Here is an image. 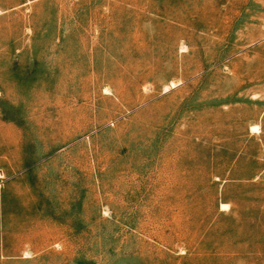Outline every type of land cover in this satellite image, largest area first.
Listing matches in <instances>:
<instances>
[{
	"label": "rangeland",
	"instance_id": "rangeland-1",
	"mask_svg": "<svg viewBox=\"0 0 264 264\" xmlns=\"http://www.w3.org/2000/svg\"><path fill=\"white\" fill-rule=\"evenodd\" d=\"M0 175V264H264V0H0Z\"/></svg>",
	"mask_w": 264,
	"mask_h": 264
},
{
	"label": "bare ground",
	"instance_id": "bare-ground-1",
	"mask_svg": "<svg viewBox=\"0 0 264 264\" xmlns=\"http://www.w3.org/2000/svg\"><path fill=\"white\" fill-rule=\"evenodd\" d=\"M252 128H256V125H255V126H252ZM0 177H1V175H0ZM224 205H225V204H221V207L224 206Z\"/></svg>",
	"mask_w": 264,
	"mask_h": 264
}]
</instances>
